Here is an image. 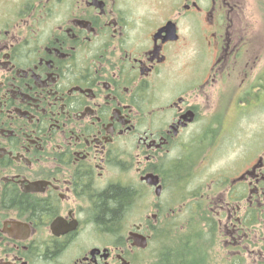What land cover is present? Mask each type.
<instances>
[{
	"label": "flooded vegetation",
	"instance_id": "flooded-vegetation-1",
	"mask_svg": "<svg viewBox=\"0 0 264 264\" xmlns=\"http://www.w3.org/2000/svg\"><path fill=\"white\" fill-rule=\"evenodd\" d=\"M249 4L0 0V264H264Z\"/></svg>",
	"mask_w": 264,
	"mask_h": 264
},
{
	"label": "rangeland",
	"instance_id": "rangeland-1",
	"mask_svg": "<svg viewBox=\"0 0 264 264\" xmlns=\"http://www.w3.org/2000/svg\"><path fill=\"white\" fill-rule=\"evenodd\" d=\"M253 1L254 0H248V3H250L249 6H248V10H249L250 15L255 14V16H252V20L256 21L255 29H256V31H258V34L256 36V40L258 41L259 46H260V44L262 46V47L260 46V48H259L260 52H258L257 55H259L261 57V59H260L261 65L264 68V0H256V2H254V3H256L255 10H254ZM260 99L261 100H260L259 103L264 105L263 92H262V98H261V95H260ZM253 113H255V112L253 111ZM258 123L262 124V126H263L262 129L264 131V118L263 117L260 118L259 116H258L257 119L256 118L255 119L251 118V120H247L248 130H250V129L254 130L257 127L261 128L259 126L260 124H258ZM263 136H264V134H263ZM254 145H256L255 147H258L259 144L257 143V144H254ZM173 191H174L173 189L169 190L168 194L172 193ZM167 203H169V204L173 203L171 201V196H169V195H168ZM172 210H174V208H172ZM175 215H176V212H175ZM187 215H188V213H187Z\"/></svg>",
	"mask_w": 264,
	"mask_h": 264
},
{
	"label": "water",
	"instance_id": "water-1",
	"mask_svg": "<svg viewBox=\"0 0 264 264\" xmlns=\"http://www.w3.org/2000/svg\"><path fill=\"white\" fill-rule=\"evenodd\" d=\"M141 242H143V241H141ZM141 246H143V244Z\"/></svg>",
	"mask_w": 264,
	"mask_h": 264
},
{
	"label": "trees",
	"instance_id": "trees-1",
	"mask_svg": "<svg viewBox=\"0 0 264 264\" xmlns=\"http://www.w3.org/2000/svg\"><path fill=\"white\" fill-rule=\"evenodd\" d=\"M177 260V259H176Z\"/></svg>",
	"mask_w": 264,
	"mask_h": 264
}]
</instances>
